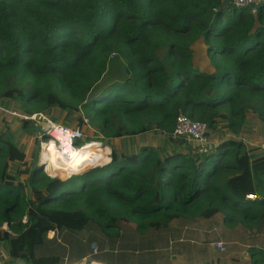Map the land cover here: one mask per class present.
Here are the masks:
<instances>
[{
    "label": "trees",
    "instance_id": "16d2710c",
    "mask_svg": "<svg viewBox=\"0 0 264 264\" xmlns=\"http://www.w3.org/2000/svg\"><path fill=\"white\" fill-rule=\"evenodd\" d=\"M223 2L0 0V107L18 104L24 133L39 132L46 142L29 117L58 109L106 140L154 132L165 140L163 148L141 146L130 155L107 145L108 164L55 181L26 161L9 127L0 130V255L9 258L3 264H60L58 255L36 253L56 232L83 230L107 250L138 243L142 251L149 236L169 226L181 231L211 218H221L227 231L253 234L259 247L248 248L251 264H264V154L223 138L238 135L248 113L264 124V0L255 16ZM199 39L213 73L194 67L191 47ZM180 115L206 126V153L173 137ZM98 150L91 144L71 157L79 165ZM47 151L48 172H69L58 166L59 151ZM147 257L114 261L144 264ZM152 257L151 264H166ZM212 264L246 263L236 257Z\"/></svg>",
    "mask_w": 264,
    "mask_h": 264
},
{
    "label": "rangeland",
    "instance_id": "374dc122",
    "mask_svg": "<svg viewBox=\"0 0 264 264\" xmlns=\"http://www.w3.org/2000/svg\"><path fill=\"white\" fill-rule=\"evenodd\" d=\"M193 51L196 53H200L202 57H205L204 54L206 52L205 45L203 44L202 40H198L192 45ZM207 55V54H206ZM114 75V74H113ZM115 76V75H114ZM11 111H4L0 107V130H4L6 127H9L12 132L14 133V138L16 143L18 144L19 148H21L25 154H26V161L28 163H31L33 161L37 162L38 166L42 167V172H44L47 176H49L51 179L59 180V181H65L70 179L73 176H76L77 174L84 173L90 169L95 168L98 165L104 164L107 160L106 157L110 159V155H107L111 153V148L116 151L117 154H133L138 151V149L141 146H151V147H160L163 148L164 145V136L162 133L154 132V133H147L144 135H140L133 138L123 137L119 139H112V140H106L103 139L100 135H97L95 133V130L88 125H83L80 128H78L80 131L84 134V140H88V144H97L98 146L102 147L103 151L106 152V154H102L101 157H99L95 162L92 168L89 169H83L80 172L73 173L71 175L66 176V178H58L56 177V174L53 172L48 175L45 172V166L42 164L43 162V155H42V148L41 143H44L42 137L40 136V133L37 132L36 136L26 134L23 132L22 126H21V119H24L26 116L17 113L19 110V106L16 102L11 101L10 103ZM16 111V112H12ZM250 113H248L249 115ZM54 118V123L57 124H67V127L70 128H77V117L71 116L66 117L65 113L60 112L58 109H53L49 115H35L32 119L39 127V129L45 130L47 129V121L46 119ZM46 118V119H45ZM224 132L223 138L229 139L226 137H232V134ZM234 136V135H233ZM236 137V136H235ZM254 141L256 138L253 139ZM220 140L215 139L213 141L214 144H218ZM109 145L111 148L109 149L107 147ZM192 147L195 149L196 146ZM207 147L209 145L207 144ZM264 147V145H263ZM101 149V148H100ZM67 159V158H66ZM89 166V165H88ZM86 166V167H88ZM56 172V170H53ZM22 180V179H20ZM56 183H52L51 187H54ZM26 193L29 198H32V193L30 192V189H26ZM94 228H99V224L91 225ZM110 231H114L113 228L109 229ZM92 229L90 230V233H92ZM55 240L51 243L45 244L44 246L37 247L36 253L37 255H58L61 257V263L60 264H110L106 262L105 260H102L101 258L108 257V259L114 261V259L122 258L124 261L127 260H139L142 256H145V254L148 255V260L150 261L144 262V264H151L153 263V257L155 256L156 252H152L149 250H146L144 247H141L142 251L136 247L134 249H130L128 247H122V250L118 248V246H115L112 248L110 247V250H107V245L105 242L102 243V240L97 236L96 234H88L87 232L81 230V231H72V232H56ZM156 235V234H154ZM154 235H151L149 238L154 237ZM52 235L48 234V237L50 238ZM161 240V239H160ZM131 243H129L130 245ZM106 245V248H105ZM128 245V246H129ZM99 249H97V247ZM130 250H135L136 253H131ZM138 250L139 253L138 254ZM147 252V253H144ZM9 258L7 256L6 252H2L0 255V264H3L4 262L8 261ZM115 262V261H114ZM115 264H122L121 261L118 259Z\"/></svg>",
    "mask_w": 264,
    "mask_h": 264
},
{
    "label": "crops",
    "instance_id": "0c3cea01",
    "mask_svg": "<svg viewBox=\"0 0 264 264\" xmlns=\"http://www.w3.org/2000/svg\"><path fill=\"white\" fill-rule=\"evenodd\" d=\"M224 2L226 6L231 0H224ZM205 49L207 50L206 46ZM195 54L193 51L194 67L204 73H213L214 69L208 60L207 53L205 52V57H202L200 53H197L196 56ZM246 122V127L236 137L232 135L231 138L229 136L226 138L243 142L248 150H252V153L264 154V124L252 113L247 115ZM211 138L210 141L212 142L217 139L216 136H211ZM254 138H256L255 141ZM50 233L52 235L50 238H52L54 233ZM254 238L253 234L240 227H234L232 232L227 231L223 227L221 218H211L190 222L184 225L181 231L177 224L169 226L154 235V237L148 238V242L141 247L156 252L154 255L162 257L163 260H166V264H212L217 259L228 263L236 257L241 262L251 264L248 248L252 246L259 247V243L253 242ZM153 240L156 243L149 246ZM217 242L224 246L225 251H220L214 246V243ZM260 243L263 244V239ZM228 247L234 248L229 250ZM226 252L227 254L224 255L223 253ZM147 261L148 258L145 262Z\"/></svg>",
    "mask_w": 264,
    "mask_h": 264
},
{
    "label": "built area",
    "instance_id": "2783aa9c",
    "mask_svg": "<svg viewBox=\"0 0 264 264\" xmlns=\"http://www.w3.org/2000/svg\"><path fill=\"white\" fill-rule=\"evenodd\" d=\"M260 2L261 0H231V3L236 7H249L251 9L250 12L253 16L257 14V7ZM34 116L35 115L29 117V119L32 120ZM46 121L48 123L47 129L46 131L43 130L45 132V135L48 137L46 142H49L50 140L53 141L58 151L65 155L66 158L69 157V153L65 151L67 148L70 151H75L88 144V142L86 143V140H84L83 132L78 128H70L61 124L54 123L51 119H46ZM173 137L185 138L188 144H190L191 146H196V148H198V153H206L210 148V143L206 139V126L202 123L194 122L183 115H180L176 120ZM207 144L209 145V147H207ZM42 145L43 143H41V148ZM42 164L45 166L44 160ZM254 197L255 196L253 195H249L247 196V199L252 200L254 199ZM214 246L220 251H225L224 246L219 242L214 243Z\"/></svg>",
    "mask_w": 264,
    "mask_h": 264
},
{
    "label": "bare ground",
    "instance_id": "6f19581e",
    "mask_svg": "<svg viewBox=\"0 0 264 264\" xmlns=\"http://www.w3.org/2000/svg\"><path fill=\"white\" fill-rule=\"evenodd\" d=\"M92 144V143H91ZM91 144H86V146H84V147H82V148H79V150H75V151H70L68 148L65 150L66 152H68L69 153V157L67 158L68 160H67V162H69V164L67 165V166H64L65 165V162L63 163V162H61V159L62 158H66L65 157V155H63L60 151V156H59V160H60V164L58 165L59 167L61 166V169H65V168H68L69 169V172L67 171L66 172V174H64V172L63 171H61L59 174L57 173L56 174V172L55 171H53V170H51L50 169V171L48 172L47 170H46V166L47 165H45V172L48 174V175H50L52 172L54 173V174H56V177H58V178H66V176H68V175H71V174H73V172L74 171H76L77 169H79V168H86V166H93L94 164V162L93 161H91V160H93V159H95V160H97L99 157H101V155L103 154L104 155V153H101L103 150L102 149H100V147L97 145V144H95L96 146H97V149H99L98 151H99V154H97V155H95V156H92V157H89V158H87L83 163H80L79 165L78 164H76L75 162H74V159L71 157V153H74V155H75V157H76V155H77V151H81V150H83L84 148H87L88 146H90ZM51 147H53V149H55V150H57L58 151V149H57V147L55 146V144H54V142L53 141H49V142H46V143H43V145H42V155H46L47 153H48V149L49 148H51ZM46 150V151H45ZM106 154V153H105ZM107 158V157H106ZM43 160H44V164H46V162H47V159L45 160L44 158H43ZM108 161H106L105 163H107ZM104 163V164H105ZM55 170V169H54Z\"/></svg>",
    "mask_w": 264,
    "mask_h": 264
},
{
    "label": "water",
    "instance_id": "95a60500",
    "mask_svg": "<svg viewBox=\"0 0 264 264\" xmlns=\"http://www.w3.org/2000/svg\"><path fill=\"white\" fill-rule=\"evenodd\" d=\"M225 2H223V5L225 6V4H224ZM100 147V146H99ZM109 162H107V163H105V164H102V165H99V166H97V167H100V166H104V165H106V164H108ZM89 168H92V166H88V167H86V168H84V169H89Z\"/></svg>",
    "mask_w": 264,
    "mask_h": 264
},
{
    "label": "clouds",
    "instance_id": "9594fccd",
    "mask_svg": "<svg viewBox=\"0 0 264 264\" xmlns=\"http://www.w3.org/2000/svg\"><path fill=\"white\" fill-rule=\"evenodd\" d=\"M100 146V145H99ZM101 149H103L102 147H100ZM111 153H109V154H107V155H110ZM111 160H109V162H110ZM99 166V165H98ZM97 167V166H96ZM78 175V174H77ZM254 199H255V197H254ZM253 200V199H252Z\"/></svg>",
    "mask_w": 264,
    "mask_h": 264
}]
</instances>
